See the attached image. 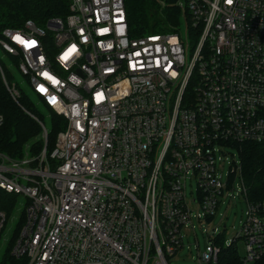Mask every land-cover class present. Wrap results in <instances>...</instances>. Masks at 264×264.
<instances>
[{"label":"built area","instance_id":"2783aa9c","mask_svg":"<svg viewBox=\"0 0 264 264\" xmlns=\"http://www.w3.org/2000/svg\"><path fill=\"white\" fill-rule=\"evenodd\" d=\"M177 6L188 12L192 39L179 29L133 36L125 0H70L64 18L2 31L1 50L66 120L51 153L45 147L15 159L0 152V191L25 199L15 257L169 264L181 231L193 226V180L198 219L243 195L247 211L235 238L245 245L241 262L264 258V201L247 199L242 177L234 194L218 170L224 148L264 143V0ZM4 83L17 101L19 86ZM31 116L47 142V128ZM238 171L241 165L228 176ZM6 223L0 211V236ZM222 247L211 239L196 264H219Z\"/></svg>","mask_w":264,"mask_h":264},{"label":"trees","instance_id":"16d2710c","mask_svg":"<svg viewBox=\"0 0 264 264\" xmlns=\"http://www.w3.org/2000/svg\"><path fill=\"white\" fill-rule=\"evenodd\" d=\"M177 1L125 0L131 34L141 36L149 33L177 31L184 17L188 26V37L192 39L195 33L190 26L188 12L180 9ZM69 3L70 0H0V38L4 29H20L28 20L42 28L49 18L66 17L69 13ZM11 60L14 63L18 61L15 57H11ZM4 80L9 85L12 84L13 75L5 62L0 59V116L3 117L0 129V152L15 159L22 158L26 152L30 156H35L45 147L47 153H51L55 147L57 135L65 129V118L45 106L49 117L47 127L42 112L30 97L19 88L20 97L14 101ZM29 113L46 126L47 142L42 136L40 124ZM238 149L246 197L252 203L264 201V143H242ZM19 210L18 197L0 191V211L5 213L7 223ZM24 221L25 215L21 211L0 264H28L26 256L17 258L12 255V249L18 240ZM217 243H221V240H217ZM219 264H243L236 239L231 245L222 247ZM255 264H264V258Z\"/></svg>","mask_w":264,"mask_h":264},{"label":"rangeland","instance_id":"374dc122","mask_svg":"<svg viewBox=\"0 0 264 264\" xmlns=\"http://www.w3.org/2000/svg\"><path fill=\"white\" fill-rule=\"evenodd\" d=\"M188 26L185 18L183 17L179 25V31L183 37L188 36ZM191 49L189 46L186 47V63L191 60ZM0 59L5 62L9 70L13 75V82L16 83L25 94H27L30 99L37 105L44 116L45 124L49 126V117L44 102L40 101L35 95V93L30 88L27 79L19 72L16 63L11 60V56L4 53L0 48ZM45 126V127H46ZM48 133V131H47ZM43 136V134H42ZM226 155L223 156V162L218 164V170L222 175L223 182H229L230 186L233 188V193L236 194L237 191L241 190V173L238 171L237 174H232L228 176L232 167L241 165L240 152L235 147L224 148ZM196 190L195 181H187V201L191 203L192 216L191 224L183 228L181 231L182 244L181 248L176 252L173 257L168 258L169 264H196L198 252H205L210 244V240L213 238L221 240L223 247H226L230 242H232L241 229L242 221L245 219V213L247 211V204L243 198V195H238L236 199L230 201V199L220 200V205L218 206L214 217L211 219H205L201 217L198 219L199 211L196 209V205L192 202L194 193ZM21 203H24L25 199L20 197ZM20 208V207H19ZM21 208L17 211L6 224L1 237H0V261L3 253L8 244V240L12 235L15 228L16 222L19 218ZM225 223L226 228L223 227ZM214 229H217L214 232ZM237 248L240 257L245 256V245L243 240H237Z\"/></svg>","mask_w":264,"mask_h":264},{"label":"snow or ice","instance_id":"6c2138e0","mask_svg":"<svg viewBox=\"0 0 264 264\" xmlns=\"http://www.w3.org/2000/svg\"><path fill=\"white\" fill-rule=\"evenodd\" d=\"M229 2H230V0H229Z\"/></svg>","mask_w":264,"mask_h":264}]
</instances>
